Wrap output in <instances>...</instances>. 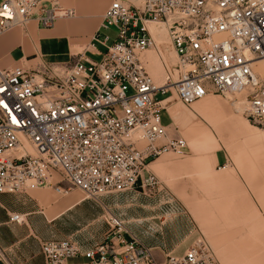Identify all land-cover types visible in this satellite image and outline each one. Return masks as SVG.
<instances>
[{
    "label": "built area",
    "instance_id": "built-area-1",
    "mask_svg": "<svg viewBox=\"0 0 264 264\" xmlns=\"http://www.w3.org/2000/svg\"><path fill=\"white\" fill-rule=\"evenodd\" d=\"M71 14L58 0H0V34L16 20L50 27ZM151 25L164 28L174 63ZM89 43L98 57H80L63 74L0 67V193L47 186L91 198L154 185L147 163L185 145L166 133L168 93L185 103L213 91L240 95L241 113L264 123V71L256 69L264 61V0H110ZM149 49L163 62V85L147 71ZM8 216L24 222L22 214ZM106 222L104 238L86 249L71 239L41 242L44 263L218 264L202 238L159 261L123 220ZM76 257L87 260L69 262ZM0 264H13L1 246Z\"/></svg>",
    "mask_w": 264,
    "mask_h": 264
},
{
    "label": "rangeland",
    "instance_id": "rangeland-1",
    "mask_svg": "<svg viewBox=\"0 0 264 264\" xmlns=\"http://www.w3.org/2000/svg\"><path fill=\"white\" fill-rule=\"evenodd\" d=\"M58 1L72 14L57 17L50 27H41L33 19L15 24L12 30L17 33L0 44V67L22 66L38 69L44 75H52L56 70L63 74L80 57H98L100 52L90 50L89 42L110 0ZM58 22L63 23L66 32L61 38L49 35ZM7 31L0 38L13 32ZM146 53L150 55L151 67L161 73L157 76L148 68L149 72L161 83L163 71L157 55L152 49ZM156 96L162 97L159 92ZM163 99L167 134L183 138L186 146L178 151L167 150L149 161L146 168L156 177L154 185L143 188L136 184L129 190L102 194L95 199L86 198L73 188L72 203L80 198L85 200L64 212L61 204L65 196L47 186L27 194L4 193L0 199V211L5 214L0 223V246L5 253L12 248L4 242L19 239L27 240L31 250L39 249L45 240L71 239L79 245L96 244L108 232L106 219L113 215L152 248L159 261L163 254L182 253L195 239L203 237L218 264H264V123L242 114V105L236 98L214 91L188 103L174 93ZM207 100L209 106L199 112L196 104ZM169 105L179 112V118L189 117V125L175 123ZM202 114L222 120L233 117L249 136L235 140L229 137L223 122L212 124L213 120L207 121ZM191 127L203 130L207 138L194 141ZM7 209L25 214L24 222H9ZM86 260L76 257L69 262Z\"/></svg>",
    "mask_w": 264,
    "mask_h": 264
},
{
    "label": "crops",
    "instance_id": "crops-1",
    "mask_svg": "<svg viewBox=\"0 0 264 264\" xmlns=\"http://www.w3.org/2000/svg\"><path fill=\"white\" fill-rule=\"evenodd\" d=\"M8 31H7V33L12 32V31L13 32H12L11 35H8V36H5L6 34L3 35L0 38V44L5 42L6 40H8V38L13 37L17 33L16 30H14V29L12 30V28H11V31H9V32ZM65 33L66 32L63 30V23L62 22H58L56 24V26H55V29L53 31H51V34H49V35H54L55 37L61 38ZM147 56H149V59H148L149 60V66L148 67L150 68V70H151V72L153 74H156L157 76H159L161 72L159 71L158 68L151 67L150 55L147 54ZM156 83H160V82H156ZM207 106H209V100H207V101H205L203 103H200V104H196V109L199 112H201V111H203V108H205ZM169 111H170L171 116L174 119L175 123L179 122V123L184 124L186 126L189 125V123H188V118L189 117L182 115L179 118V116H178L179 112H176L175 108L173 106H171V105H169ZM202 116H204L205 119L207 121H209V122H211L213 120V122H211V123L215 124V125H218L219 122H223L224 123L223 127L228 132L229 137H232L235 140H237L239 137H243V139H244V138H247L249 136V133L247 132L246 128L243 127L241 124H239L238 123L239 121H237L233 117H229V118L226 117V118H223V120H222V119H220V118H218L216 116H210L209 117V116H206L205 114L204 115L202 114ZM189 131H190L191 134H193L192 139L194 141H196V142H202L203 140H205V138H207L206 134H203V132H202L203 130H201V129L197 128V127H191ZM223 138H225V137H223ZM70 192L65 196V199L63 200V202L61 204V207L64 208V210L62 212L66 211L67 209H69L71 207H74L78 203H80V202L85 200L84 198H80V199L74 200V202L72 203V200H73L74 197L72 195L70 196ZM3 197H4V193H0V199H2ZM70 203H72V204H70ZM13 212L22 214L21 212H18L17 210H12V211L8 210L7 214L8 213H13ZM4 215L5 214L2 211H0V223H3V219H5ZM22 216H23V219L25 220V218H24L25 214H22ZM54 217H57V216H54ZM9 222H11V221H9ZM11 223H15V222H11ZM22 223H20V224H22ZM26 241L24 239H19L16 242H8V241L4 242L7 246L10 245L8 247L12 248L10 251L6 250V253H7L8 257L10 258V260L12 261V263L13 264H45L43 256L40 253V246H39V249L36 248V249L31 250L30 249L31 245L26 243ZM93 245H94V243L93 244L92 243L91 244H87V245H81L80 244V247L82 249H86V248H89V247H91Z\"/></svg>",
    "mask_w": 264,
    "mask_h": 264
},
{
    "label": "bare ground",
    "instance_id": "bare-ground-1",
    "mask_svg": "<svg viewBox=\"0 0 264 264\" xmlns=\"http://www.w3.org/2000/svg\"><path fill=\"white\" fill-rule=\"evenodd\" d=\"M109 4V3H108ZM58 17H62V16H58ZM21 23V21L20 20H16L7 30H9V29H11V28H13L14 26H15V24H17V23ZM6 30V31H7ZM151 31H152V33H153V35L155 36V38H156V41L158 42V43H161V44H163V46L164 47H167V57L169 58V60H170V62L171 63H173V61H174V58H175V53L169 48V45H168V43H169V41H168V39H167V36H166V33H165V30H164V28L163 27H160V26H154V25H151ZM153 50V49H152ZM147 51V50H146ZM145 51V52H146ZM156 53V52H155ZM144 55H145V60H146V68H147V71H148V73H149V75L151 76V74H150V72H149V60H148V58H147V53L145 54L144 53ZM156 55H157V59H158V62H159V64H160V66L162 67V71H163V80H162V82L161 83H156L155 82V80L153 79V77L151 76V78H152V80L154 81V83L156 84V85H163L164 84V80H165V69H164V66H163V62H161V59H160V57L158 56V54L156 53ZM256 69H259V70H263L264 71V61H261V62H259L258 64H257V67H256ZM172 93H174V92H172ZM210 93V92H209ZM208 93V94H209ZM175 94V93H174ZM220 94V93H219ZM207 95V94H206ZM205 95V96H206ZM221 95V94H220ZM225 96H229V97H231V99H233V98H236V100H237V102L239 103V105H240V107H241V105H242V110H243V104H242V102H241V97H240V95H239V98H238V95H236V94H226ZM204 97V96H203ZM202 97V98H203ZM163 98V97H162ZM201 99V98H200ZM239 99V100H238ZM196 100H199V99H196ZM196 100H192V101H196ZM163 102H164V99L162 100ZM192 101H190V102H192ZM164 106V108H165V105H163ZM165 124V123H164ZM165 127H166V125H165ZM166 133H167V130H166ZM167 136H168V134H167ZM169 138H170V136H168ZM171 137H174V136H171ZM183 139V138H182ZM162 140V139H161ZM184 140V139H183ZM160 141V140H159ZM184 142H185V145L184 146H186V141L184 140ZM139 145H143L144 143L143 142H140V143H138ZM29 152L30 153H33V154H35V150H34V148H31V149H29ZM163 152H165V151H162L161 153H163ZM160 153V154H161ZM159 154V155H160ZM158 156V155H157ZM155 158V157H154ZM153 159V158H152ZM151 159V160H152ZM150 160V161H151ZM149 164V162L147 163V165ZM147 165H146V167H147ZM146 173H151L150 171H148L147 170V168H146ZM151 174H153V173H151ZM53 176V178L55 179V181H60V177H59V175H52ZM153 176L155 177V175L153 174ZM156 178V177H155ZM71 189H73V188H71ZM71 189H70V191H71ZM80 190V189H79ZM69 191V192H70ZM81 191V190H80ZM68 192V193H69ZM82 192V194H84V192L83 191H81ZM67 193V194H68ZM66 194V195H67ZM66 195H63V196H66ZM102 195V194H101ZM85 196V195H84ZM98 196H100V195H98ZM98 196H96V197H91L92 199H95V198H97ZM86 198H90V197H86ZM23 221H24V219H23ZM198 238H202V239H204L206 242H207V240L205 239V238H203V237H198ZM197 238V239H198ZM208 243V242H207Z\"/></svg>",
    "mask_w": 264,
    "mask_h": 264
}]
</instances>
